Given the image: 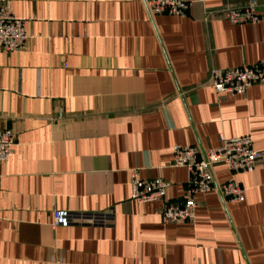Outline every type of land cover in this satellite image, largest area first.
Listing matches in <instances>:
<instances>
[{
	"label": "crops",
	"instance_id": "obj_1",
	"mask_svg": "<svg viewBox=\"0 0 264 264\" xmlns=\"http://www.w3.org/2000/svg\"><path fill=\"white\" fill-rule=\"evenodd\" d=\"M190 1L178 17L143 0H11L28 40L0 49V130L15 135L0 163V264H264V87L207 84L213 68L264 60V0L255 24L236 25L205 12L250 0ZM220 134L262 154L252 172L212 167L242 202L209 192L192 222L164 224L162 203L130 200L136 170L181 204L172 147L214 148ZM56 211L72 224L54 226Z\"/></svg>",
	"mask_w": 264,
	"mask_h": 264
},
{
	"label": "built area",
	"instance_id": "obj_2",
	"mask_svg": "<svg viewBox=\"0 0 264 264\" xmlns=\"http://www.w3.org/2000/svg\"><path fill=\"white\" fill-rule=\"evenodd\" d=\"M151 15H169L184 17L191 6L190 0H143ZM11 0H0V49L6 52H16L28 40L25 21L14 18L10 9ZM257 1L250 0L245 7H225L216 11H206L205 20L214 14H221L230 24H255ZM207 84L215 94H245L254 86L264 87V60L254 65H242L237 68H213ZM15 135L8 130H0V163H4L12 154ZM172 166L183 168L187 172V182L183 191L182 203H170L166 199L168 183L162 179L139 180L136 170L130 177V200L138 203L160 202L161 219L164 224L177 222H192L197 206V196L215 192L223 202L240 203L244 199V188L230 177L222 183H215L212 167L222 165L231 175L241 172H252L261 160L262 154L252 147L248 136L225 138L218 136V145L214 148L199 150L193 146H173ZM54 226L72 224L71 217L65 212L53 213ZM74 222V221H73ZM79 222V221H78ZM93 224H97L93 222Z\"/></svg>",
	"mask_w": 264,
	"mask_h": 264
}]
</instances>
